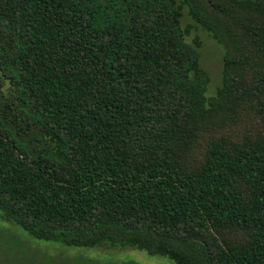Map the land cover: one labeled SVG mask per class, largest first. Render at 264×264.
<instances>
[{
	"label": "trees",
	"instance_id": "1",
	"mask_svg": "<svg viewBox=\"0 0 264 264\" xmlns=\"http://www.w3.org/2000/svg\"><path fill=\"white\" fill-rule=\"evenodd\" d=\"M183 1L233 52L213 110L174 0H0V264H69L27 238L264 264V136L214 124L264 126V0Z\"/></svg>",
	"mask_w": 264,
	"mask_h": 264
},
{
	"label": "rangeland",
	"instance_id": "2",
	"mask_svg": "<svg viewBox=\"0 0 264 264\" xmlns=\"http://www.w3.org/2000/svg\"><path fill=\"white\" fill-rule=\"evenodd\" d=\"M174 2L180 11V26L185 33V41L198 53L199 66L207 77L206 108L213 110V103L223 99L226 88L225 62L226 58L233 52L221 39L216 38L212 32L204 29L193 19L188 6L183 0H174ZM248 80L252 82L250 74ZM228 110L230 109L225 108L224 111L214 117L215 131L220 133L219 136L224 133L229 134L228 136L236 142L248 137L264 136V126L258 113L253 115L241 114L237 118L233 114L230 115ZM219 136L214 135V133L205 134L193 150L189 158L190 164L198 166L203 163L210 142L218 139L217 137ZM0 225H3V222L0 221ZM20 233L24 236L22 232ZM224 237L226 240L235 243L243 237V234L225 230ZM27 239L33 245L50 254L56 255L64 251V254L70 258L69 264H175L166 257L150 256L144 251L132 248L111 250L102 248H66L57 244ZM8 256H10L9 252L0 249V261L6 260Z\"/></svg>",
	"mask_w": 264,
	"mask_h": 264
}]
</instances>
